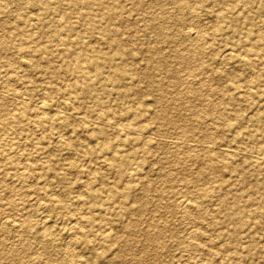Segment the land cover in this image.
Instances as JSON below:
<instances>
[{
  "label": "bare ground",
  "instance_id": "obj_1",
  "mask_svg": "<svg viewBox=\"0 0 264 264\" xmlns=\"http://www.w3.org/2000/svg\"><path fill=\"white\" fill-rule=\"evenodd\" d=\"M178 206L264 264V0H0V264H173Z\"/></svg>",
  "mask_w": 264,
  "mask_h": 264
},
{
  "label": "rangeland",
  "instance_id": "obj_2",
  "mask_svg": "<svg viewBox=\"0 0 264 264\" xmlns=\"http://www.w3.org/2000/svg\"><path fill=\"white\" fill-rule=\"evenodd\" d=\"M174 5V4H173ZM172 4H170V8L172 9V10H177L176 9V7L175 6H173ZM190 23H193L192 21L191 22H186L185 21V23L184 24H181L182 26H179L181 29H184V28H186L188 25H190ZM184 26V27H183ZM181 71H183L182 70V68H181ZM206 97H208L207 95H206ZM177 137V135L176 134H173V133H171V134H169L167 137H166V139H167V141L168 140H172V139H174V138H176ZM163 151L161 150V149H159V150H154V152L152 153L153 154V156H154V158L155 159H157V158H167L166 157V155L164 154V152L162 153ZM154 159V160H155ZM193 164V163H192ZM158 166H160V164L158 163ZM155 167H156V165H155ZM180 167H186V163H182L180 166L178 165L177 166V168L179 169ZM165 170H167V171H170V172H174L176 175V177L173 179L174 180V182H173V184L171 185V189H170V191H169V195H172V197H173V200H174V202L177 204L178 202L180 203H178L179 205H181V200L183 199V198H186L187 200H192L193 199V195H192V193H191V188H190V186L191 185H189V184H187L186 182H187V180H185V179H183L181 176H179V172H177L176 173V167L173 165V164H166L165 165ZM181 169V168H180ZM180 177H181V179H180ZM173 180H171V181H173ZM158 181H161V179L160 180H158ZM158 181H155V182H158ZM182 191V192H181ZM186 191H190V192H186ZM182 193V194H178V193ZM179 196H178V195ZM185 194V195H184ZM177 195V196H176ZM184 195V196H183ZM175 196V197H174ZM178 197H179V200H178ZM180 197L182 198V199H180ZM177 199V200H176ZM182 207V206H181ZM178 210H179V213H177L176 215H175V217L173 216V219H175V221H176V223H177V225H176V227H175V229H176V231H177V233H178V235L180 236V239L178 240V244L179 245H177V247H176V250L175 249H173V251H172V253L167 257H165V258H168V260L171 262V263H173V264H181L182 262H184L185 260H187V255L189 254L188 252H184V245L186 244L185 242H187L188 240H187V238H186V236L187 235H189V231H191L192 229H194V227H193V224H189V221H188V219H186V213H184V212H182L184 209L182 208H179V206H178ZM182 213V214H181ZM181 214V215H180ZM185 215V216H184ZM166 216V217H165ZM168 216H169V214H167V215H164L163 217H162V219L161 220H165L166 218H168ZM180 216V217H179ZM183 216V217H182ZM184 218V219H183ZM179 219H183V221L182 220H179ZM33 220L35 221V222H38L39 220H40V217L39 216H36V218L34 217L33 218ZM185 220H186V222H185ZM181 222V224H179ZM188 222V223H187ZM183 223V224H182ZM187 223V224H186ZM186 225V226H185ZM190 225V226H189ZM192 227V228H191ZM179 232H181L180 234H179ZM187 232V234H185ZM183 234V235H182ZM185 235V236H184ZM260 242H262V243H264V225H263V227H262V230H261V232H260ZM185 243V244H184ZM179 246V247H178ZM180 249V250H179ZM175 250V251H174ZM180 255H182V256H180ZM184 256V257H183ZM178 257H181V258H178ZM183 257V258H182ZM178 258V259H177ZM185 258V259H184ZM173 259V260H172ZM177 259V260H176ZM182 259V260H181ZM176 260V261H175ZM178 260H180V261H178ZM174 261V262H173ZM178 261V262H177ZM181 262V263H180Z\"/></svg>",
  "mask_w": 264,
  "mask_h": 264
}]
</instances>
